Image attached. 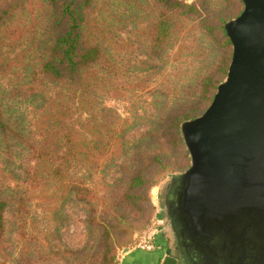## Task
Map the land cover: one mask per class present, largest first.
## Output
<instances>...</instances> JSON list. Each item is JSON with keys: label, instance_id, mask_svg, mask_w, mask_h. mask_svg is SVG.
Wrapping results in <instances>:
<instances>
[{"label": "rangeland", "instance_id": "rangeland-1", "mask_svg": "<svg viewBox=\"0 0 264 264\" xmlns=\"http://www.w3.org/2000/svg\"><path fill=\"white\" fill-rule=\"evenodd\" d=\"M177 1L193 10L88 0L81 41L97 58L53 80L41 71L50 0H0V264H120L160 234L159 193L190 166L180 124L225 79L232 46L220 27L243 10ZM185 115L174 141L170 122Z\"/></svg>", "mask_w": 264, "mask_h": 264}, {"label": "water", "instance_id": "water-1", "mask_svg": "<svg viewBox=\"0 0 264 264\" xmlns=\"http://www.w3.org/2000/svg\"><path fill=\"white\" fill-rule=\"evenodd\" d=\"M241 1L226 77L180 124L190 166L159 193L157 264H264V0Z\"/></svg>", "mask_w": 264, "mask_h": 264}, {"label": "trees", "instance_id": "trees-1", "mask_svg": "<svg viewBox=\"0 0 264 264\" xmlns=\"http://www.w3.org/2000/svg\"><path fill=\"white\" fill-rule=\"evenodd\" d=\"M163 4L175 10L187 8L193 10V7L184 5L180 1L174 0L172 3L170 0H161ZM88 2V0H50V6L52 9L51 15V30L53 34V40L48 52L47 58L44 60L41 71L47 77L53 80H60L66 77L75 75L80 68L88 66L97 58V50L95 48H86L82 45L81 31L83 28V16L81 8ZM185 13V11L183 12ZM1 21V17H0ZM165 25L161 23L159 28ZM163 28V29H164ZM223 38L228 45V39L225 32L220 27ZM209 79L204 81L206 85L209 83ZM186 119H190L188 115L182 117H175L170 122V128H172L171 136L174 141L178 139V127L179 124ZM3 123L0 119V126ZM143 184L141 174H135L131 181V188H138ZM2 204L0 203V211ZM1 226V216H0ZM160 243L159 239L157 240ZM163 250V249H162Z\"/></svg>", "mask_w": 264, "mask_h": 264}, {"label": "crops", "instance_id": "crops-1", "mask_svg": "<svg viewBox=\"0 0 264 264\" xmlns=\"http://www.w3.org/2000/svg\"><path fill=\"white\" fill-rule=\"evenodd\" d=\"M162 256V249L153 252L130 249L128 253L122 256L121 264H157L158 258Z\"/></svg>", "mask_w": 264, "mask_h": 264}, {"label": "built area", "instance_id": "built-area-1", "mask_svg": "<svg viewBox=\"0 0 264 264\" xmlns=\"http://www.w3.org/2000/svg\"><path fill=\"white\" fill-rule=\"evenodd\" d=\"M148 234L145 235L141 241V244L138 245L137 247H134V250H142L146 252H153L158 249H163L161 248V244L157 241L159 239V232L153 233L152 230H149L147 232ZM121 264V263H120Z\"/></svg>", "mask_w": 264, "mask_h": 264}]
</instances>
